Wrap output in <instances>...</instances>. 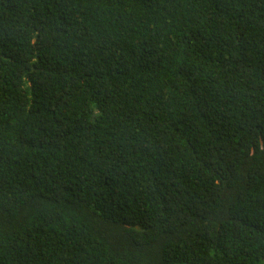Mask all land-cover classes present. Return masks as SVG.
Returning <instances> with one entry per match:
<instances>
[{
  "label": "trees",
  "instance_id": "16d2710c",
  "mask_svg": "<svg viewBox=\"0 0 264 264\" xmlns=\"http://www.w3.org/2000/svg\"><path fill=\"white\" fill-rule=\"evenodd\" d=\"M0 264H264V0H0Z\"/></svg>",
  "mask_w": 264,
  "mask_h": 264
}]
</instances>
